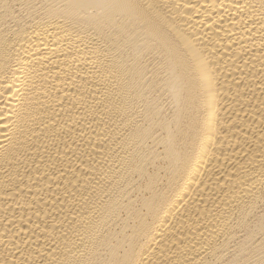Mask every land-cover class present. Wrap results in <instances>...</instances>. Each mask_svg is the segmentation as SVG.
Returning a JSON list of instances; mask_svg holds the SVG:
<instances>
[{"label":"bare ground","instance_id":"1","mask_svg":"<svg viewBox=\"0 0 264 264\" xmlns=\"http://www.w3.org/2000/svg\"><path fill=\"white\" fill-rule=\"evenodd\" d=\"M0 264H264V0H0Z\"/></svg>","mask_w":264,"mask_h":264}]
</instances>
